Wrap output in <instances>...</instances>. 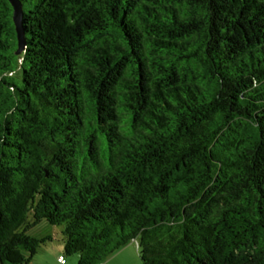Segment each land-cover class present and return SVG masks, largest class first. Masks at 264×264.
Masks as SVG:
<instances>
[{
    "label": "trees",
    "instance_id": "trees-1",
    "mask_svg": "<svg viewBox=\"0 0 264 264\" xmlns=\"http://www.w3.org/2000/svg\"><path fill=\"white\" fill-rule=\"evenodd\" d=\"M20 2L18 53L0 0V264L57 238L41 222L77 264L133 240L144 264H264V0Z\"/></svg>",
    "mask_w": 264,
    "mask_h": 264
},
{
    "label": "crops",
    "instance_id": "crops-1",
    "mask_svg": "<svg viewBox=\"0 0 264 264\" xmlns=\"http://www.w3.org/2000/svg\"><path fill=\"white\" fill-rule=\"evenodd\" d=\"M51 234L59 238H55V240L41 248L30 264H77V255L72 258L66 257V262L61 263L60 256L64 255V243L61 239V235L58 236V234H54L53 232H51ZM54 241H57V243H53ZM138 253V248L136 251L133 245L129 243L108 257L103 264H128V259H136Z\"/></svg>",
    "mask_w": 264,
    "mask_h": 264
},
{
    "label": "water",
    "instance_id": "water-1",
    "mask_svg": "<svg viewBox=\"0 0 264 264\" xmlns=\"http://www.w3.org/2000/svg\"><path fill=\"white\" fill-rule=\"evenodd\" d=\"M14 8L13 20L15 23V28L18 37V53L22 52L26 48V37H25V29L23 26L22 18H23V9L20 0H9Z\"/></svg>",
    "mask_w": 264,
    "mask_h": 264
},
{
    "label": "rangeland",
    "instance_id": "rangeland-1",
    "mask_svg": "<svg viewBox=\"0 0 264 264\" xmlns=\"http://www.w3.org/2000/svg\"><path fill=\"white\" fill-rule=\"evenodd\" d=\"M44 225H48L47 227H51L50 229H53L52 231H50L49 228H46V226ZM59 229H61L60 226H53V225H50V224H47L46 222H41L39 223L36 227L32 228L30 230V232H33V233H36V234H42V235H45V234H51V232H53L54 234H58V236H60V232H59ZM59 238V237H57ZM53 243H57V241H54ZM131 245H133V247L135 248V250L137 251V242L136 241H132L130 242ZM139 251V249H138ZM67 258H72V257H75L74 255H71V256H66ZM129 262L128 264H144L140 258V255L138 253V257L136 259L134 258H129L128 259Z\"/></svg>",
    "mask_w": 264,
    "mask_h": 264
},
{
    "label": "built area",
    "instance_id": "built-area-1",
    "mask_svg": "<svg viewBox=\"0 0 264 264\" xmlns=\"http://www.w3.org/2000/svg\"><path fill=\"white\" fill-rule=\"evenodd\" d=\"M137 246H138V243H137ZM60 261H61V263H65L66 257L64 255L60 256Z\"/></svg>",
    "mask_w": 264,
    "mask_h": 264
}]
</instances>
